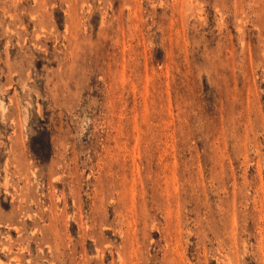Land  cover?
<instances>
[{"label": "rangeland", "instance_id": "obj_1", "mask_svg": "<svg viewBox=\"0 0 264 264\" xmlns=\"http://www.w3.org/2000/svg\"><path fill=\"white\" fill-rule=\"evenodd\" d=\"M0 264H264V0H0Z\"/></svg>", "mask_w": 264, "mask_h": 264}]
</instances>
